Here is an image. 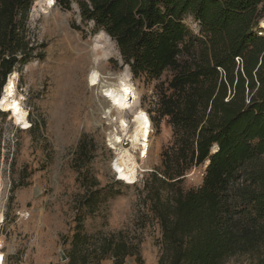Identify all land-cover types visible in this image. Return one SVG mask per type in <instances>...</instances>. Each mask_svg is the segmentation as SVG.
I'll return each mask as SVG.
<instances>
[{
	"label": "trees",
	"instance_id": "1",
	"mask_svg": "<svg viewBox=\"0 0 264 264\" xmlns=\"http://www.w3.org/2000/svg\"><path fill=\"white\" fill-rule=\"evenodd\" d=\"M34 2L0 0V99L13 72L43 57L29 34ZM56 4H76L83 21L107 33L135 79L171 72L155 86L152 119L171 126L172 140L143 187L162 230L159 264H222L237 254L264 264V0ZM200 166L202 183L183 190L184 176ZM102 253L123 264L135 250L112 239Z\"/></svg>",
	"mask_w": 264,
	"mask_h": 264
},
{
	"label": "rangeland",
	"instance_id": "2",
	"mask_svg": "<svg viewBox=\"0 0 264 264\" xmlns=\"http://www.w3.org/2000/svg\"><path fill=\"white\" fill-rule=\"evenodd\" d=\"M185 22L199 34L198 21L189 16ZM28 26L43 57L15 71L17 98L30 127L16 124L2 106L0 261L115 264L110 254L102 253L104 243L113 239L135 250L123 264H159L162 230L143 187L161 166L163 148L172 140L171 126L163 120L156 127L152 119L155 86L167 81L171 72L151 82L135 79L116 42L107 33L95 32L92 22L83 21L76 4L67 11L56 3L50 7L48 0H35ZM94 70L113 82L129 74L139 93L138 107L151 119L147 157L141 160L136 154L139 174L146 172L143 178L138 174L134 185L117 182L114 176L116 156L107 140L120 125L119 114L113 109L111 122L103 119L101 86L90 82ZM126 118L132 132L133 114L127 112ZM204 169L190 170L181 183L183 190L198 187ZM251 261L250 255L237 254L222 264Z\"/></svg>",
	"mask_w": 264,
	"mask_h": 264
},
{
	"label": "bare ground",
	"instance_id": "3",
	"mask_svg": "<svg viewBox=\"0 0 264 264\" xmlns=\"http://www.w3.org/2000/svg\"><path fill=\"white\" fill-rule=\"evenodd\" d=\"M55 3V0H48L50 7L55 6ZM261 27L264 28V20L261 21ZM101 33L106 34L103 31ZM17 82L18 73L13 72L9 76L0 100H3L2 106L12 113L15 123L22 125V128L26 129L30 127V122L17 98ZM90 82L92 86H101L100 95L102 98L101 101L104 103L103 108L109 114H111L113 109L118 112L119 123L123 132H127L129 128L126 113L133 114V130L132 132L131 130L129 131L131 132L129 137L131 138L132 150L122 147L116 148V158L113 166L120 180L125 181L129 185L135 184L138 180L141 164L137 160V155H135L133 150L140 148L144 150V155L146 152L148 154L146 150L149 148V140L152 132L151 119L146 111L138 107L139 93L129 74H122L118 77V81L113 82L107 80L97 70H94L91 74ZM105 93H111V98L106 96ZM16 105H18V109ZM114 138L116 140L120 139L119 134H115ZM0 264L3 263L0 261Z\"/></svg>",
	"mask_w": 264,
	"mask_h": 264
},
{
	"label": "built area",
	"instance_id": "4",
	"mask_svg": "<svg viewBox=\"0 0 264 264\" xmlns=\"http://www.w3.org/2000/svg\"><path fill=\"white\" fill-rule=\"evenodd\" d=\"M106 112H107V110H105V109L103 108V110H102V117H103V119H105L106 121H110V122H111V118H112V114H113V112H112L111 114L106 113ZM114 112H115V111H114ZM148 116H149V115H148ZM115 134H119L120 139L116 140V139L114 138V135H115ZM129 135H130V134H129L128 131H127V132H123V131H122L120 125L116 126V127L114 128V131H113L112 133H110V137H109L108 140H107V144H108L109 148H110L111 150H113V151H115L116 148H118V147L129 148V149L132 150L131 138L129 137ZM148 149H149V148H147L146 151H148ZM133 151H134L135 155L137 154L141 160L147 157V152H146L145 155H144V150H141L140 148H138V149H136V150H133ZM112 169H113V171H114V166H113V165H112ZM139 171H140V170H139ZM145 172H146V171H141V173L139 174L140 178H143V177H144V176H143V175H144L143 173H145ZM114 176H115L117 182H123L124 184L129 185V184H127L125 181L120 180L119 177H118V174H117L115 171H114ZM138 181H139V180H137L136 183H138ZM136 183H135V184H136ZM132 185H134V184H132Z\"/></svg>",
	"mask_w": 264,
	"mask_h": 264
},
{
	"label": "snow or ice",
	"instance_id": "5",
	"mask_svg": "<svg viewBox=\"0 0 264 264\" xmlns=\"http://www.w3.org/2000/svg\"><path fill=\"white\" fill-rule=\"evenodd\" d=\"M106 96H108L109 98H111L112 94L111 93H105ZM3 104V100H0V105ZM16 108L18 109V105H16Z\"/></svg>",
	"mask_w": 264,
	"mask_h": 264
},
{
	"label": "water",
	"instance_id": "6",
	"mask_svg": "<svg viewBox=\"0 0 264 264\" xmlns=\"http://www.w3.org/2000/svg\"><path fill=\"white\" fill-rule=\"evenodd\" d=\"M8 79H9V77H8ZM8 79H7V81H8ZM5 88V87H4ZM3 91H4V89H3ZM61 258H62V260H64V259H66L67 257H66V255L62 252L61 253Z\"/></svg>",
	"mask_w": 264,
	"mask_h": 264
}]
</instances>
